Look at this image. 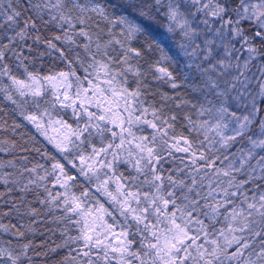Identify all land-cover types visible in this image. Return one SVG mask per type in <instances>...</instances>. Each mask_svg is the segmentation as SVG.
<instances>
[{
	"label": "snow or ice",
	"instance_id": "obj_1",
	"mask_svg": "<svg viewBox=\"0 0 264 264\" xmlns=\"http://www.w3.org/2000/svg\"><path fill=\"white\" fill-rule=\"evenodd\" d=\"M0 94V264H264V0H0Z\"/></svg>",
	"mask_w": 264,
	"mask_h": 264
},
{
	"label": "trees",
	"instance_id": "obj_2",
	"mask_svg": "<svg viewBox=\"0 0 264 264\" xmlns=\"http://www.w3.org/2000/svg\"><path fill=\"white\" fill-rule=\"evenodd\" d=\"M234 2H235V0H233V3ZM252 2H255V0H252ZM164 23H165V21L161 20V24L163 25ZM178 43H179V37H175L174 44H178ZM42 50L43 49H41V51ZM41 65H43V66H41ZM37 70L42 72V74H48L50 70L60 71V70H65V68H64V65L62 63H60L59 61L53 62V61H50L48 58H44V60L42 62H40V61L37 62ZM81 74H82V70H81ZM130 79H131V77H130ZM5 83H8V81L5 80ZM45 87L49 89V95L46 96L45 99L50 100L51 99V95H50L51 89L47 85ZM0 99H2V94H0ZM4 103L7 104L8 102H4ZM10 107L11 106L9 105L8 107H5V109H4V111L6 113H9V115L5 116V119L8 120V123L11 124L13 122V119H15L17 123H23L26 125V128L23 131H25L27 133H34L33 127L30 124H28L26 121H22V119L19 117H11ZM65 111H68V115H64V112H60L59 115H63L64 119H69L70 110H65ZM69 122L71 123L72 121L69 120ZM149 132H151V129H145V131L143 133L137 132V135H141V134L148 135ZM11 137H12V133L10 131L0 129V141H3L5 139H10ZM27 138L28 137L26 135L25 139H27ZM37 139L40 140L41 144L44 145L50 153H54V149L51 147V145L46 144V142L44 141V139L42 137H37ZM0 156L7 157V154L6 153H0ZM34 162L35 161H33V163ZM40 162L44 163L45 161L40 160ZM120 171L125 172V174H127V172L130 171V168L127 165L121 164L120 165ZM0 190H2V189H0ZM52 190H53V192L62 191V189H60L58 186L53 187ZM105 207H108V205L105 204ZM62 214H63L62 209H59V210L54 209L52 215H53V217H55V216H60ZM73 219H75V217ZM118 219L122 220V218H119V217H118ZM111 222L112 221L109 220V223H111ZM13 223H15V220L13 221ZM39 227H40V230L50 228L53 231H55L58 227H60V225L58 223L52 222L51 218H49L48 220H46L45 223L41 224ZM71 231H72V234H75L76 230L73 228ZM45 238H47V237H45ZM8 239H10V237H8L7 235H0V243H6V241ZM53 239L55 240L56 243L61 242L58 233L55 237H53ZM40 240H41V237L39 235H37L35 237V243H39ZM13 243H15V240H13ZM42 259L43 258H39L37 264H40V260H42Z\"/></svg>",
	"mask_w": 264,
	"mask_h": 264
}]
</instances>
